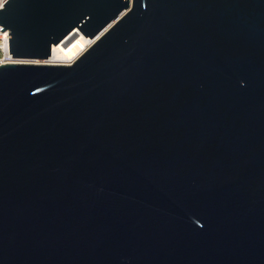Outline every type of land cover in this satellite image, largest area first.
Masks as SVG:
<instances>
[{
	"label": "water",
	"instance_id": "95a60500",
	"mask_svg": "<svg viewBox=\"0 0 264 264\" xmlns=\"http://www.w3.org/2000/svg\"><path fill=\"white\" fill-rule=\"evenodd\" d=\"M3 6L0 264H264V0Z\"/></svg>",
	"mask_w": 264,
	"mask_h": 264
},
{
	"label": "bare ground",
	"instance_id": "6f19581e",
	"mask_svg": "<svg viewBox=\"0 0 264 264\" xmlns=\"http://www.w3.org/2000/svg\"><path fill=\"white\" fill-rule=\"evenodd\" d=\"M126 12L127 10H125L121 15ZM96 39L97 38H86L82 34L77 33L76 30H73L59 43L52 45L51 55L47 62L51 64H71L83 52H85Z\"/></svg>",
	"mask_w": 264,
	"mask_h": 264
},
{
	"label": "built area",
	"instance_id": "2783aa9c",
	"mask_svg": "<svg viewBox=\"0 0 264 264\" xmlns=\"http://www.w3.org/2000/svg\"><path fill=\"white\" fill-rule=\"evenodd\" d=\"M7 0H0V9H2L4 6L3 4ZM4 27L0 26V30H2ZM25 60H19L14 57H12V54H9V46H8V30L0 31V66L10 63H23Z\"/></svg>",
	"mask_w": 264,
	"mask_h": 264
},
{
	"label": "rangeland",
	"instance_id": "374dc122",
	"mask_svg": "<svg viewBox=\"0 0 264 264\" xmlns=\"http://www.w3.org/2000/svg\"><path fill=\"white\" fill-rule=\"evenodd\" d=\"M129 1L131 2V0H129ZM25 62L38 63V64H51V63H48L47 60H45V61H39V60H37V61H24L23 63H25Z\"/></svg>",
	"mask_w": 264,
	"mask_h": 264
},
{
	"label": "snow or ice",
	"instance_id": "6c2138e0",
	"mask_svg": "<svg viewBox=\"0 0 264 264\" xmlns=\"http://www.w3.org/2000/svg\"><path fill=\"white\" fill-rule=\"evenodd\" d=\"M0 6H2V4H0Z\"/></svg>",
	"mask_w": 264,
	"mask_h": 264
}]
</instances>
